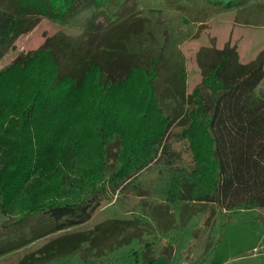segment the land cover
Listing matches in <instances>:
<instances>
[{"label":"trees","instance_id":"16d2710c","mask_svg":"<svg viewBox=\"0 0 264 264\" xmlns=\"http://www.w3.org/2000/svg\"><path fill=\"white\" fill-rule=\"evenodd\" d=\"M111 1L8 0L6 8L0 7V61L39 17L67 22ZM247 1L213 2L230 8ZM143 27L115 26L86 41L88 46L57 33L1 69L0 228L35 219L46 229L4 242L5 232H0V256L87 222L104 198L124 188L140 192L136 178L155 164L163 181L157 198L164 199L160 205L172 208L178 221L175 228L162 230L171 229L175 243L126 252L142 238V221L114 219L111 228L101 223L91 231L51 239L32 253L31 261L60 264L86 250L82 264L86 259H95L89 264H151L158 259L182 264L198 236L196 217L208 211L202 223L210 228L207 243L194 262L202 264L216 251L228 222L259 226L258 209L264 208V92L258 87L264 79V49L243 63L236 45L201 47V82L177 118L166 113L158 88L163 54L129 45ZM16 74L19 79L12 82ZM7 79L10 89L3 95ZM134 79L144 89L122 95L116 107L113 94ZM88 81H94L93 89L81 101ZM110 235L116 239L103 245Z\"/></svg>","mask_w":264,"mask_h":264},{"label":"rangeland","instance_id":"374dc122","mask_svg":"<svg viewBox=\"0 0 264 264\" xmlns=\"http://www.w3.org/2000/svg\"><path fill=\"white\" fill-rule=\"evenodd\" d=\"M213 1L112 0L101 10L91 9L67 22L54 21L41 16L36 26L30 32L22 34L16 40L14 47L1 59L0 71L9 66L20 53L37 49L48 36L65 33L79 45L88 46L86 41L97 34H106L115 26L126 27L142 23V27L144 26L142 32L132 35L129 45L133 49L148 48L153 49L154 53L163 54L164 66L158 88L166 113L178 118L190 102V94L202 79L197 61V53L201 47L223 48L226 43L236 45L240 61L243 63L254 59L264 49V0H248L242 5L230 8L216 5ZM7 3L8 0H0V7L6 8ZM140 19H143L142 22ZM10 79L15 82L19 78L16 74ZM134 80L136 81L131 80L126 84L123 92L113 94L116 107L121 103L122 95L128 96L132 91L144 89L139 79ZM9 82L10 80L7 79L2 84L1 94L8 95L6 93L10 89ZM93 84L94 81H88L81 97L79 96L82 98L81 101L87 100ZM258 89L259 92H264V79ZM122 108L119 116L123 114ZM177 130L176 128L175 131ZM176 147L181 149L183 143L178 142ZM185 156L186 160L191 159L189 153ZM136 181L143 188L140 192L133 187H127L104 198L87 222L37 238L26 246L8 252L0 257V264H44L41 261H31L35 259V256L31 255L37 253L51 239L64 233L91 231L101 223L111 228L114 219L138 218L142 221L141 230H144L142 238L135 240L131 246L127 247L126 252L142 253L148 249V246L154 249L175 243L172 230H169L171 234L168 233L169 231L162 230L175 228L177 224L173 223L178 221L174 220L177 215L172 208L170 212L164 205H160L164 203V199L157 198L156 190L163 183L159 166L152 165L150 169L142 172ZM155 202H157L156 205ZM205 213L196 217V222L200 224L198 236L193 240V246L188 253L183 256L182 259L186 260L182 264H194L205 250L210 232L209 226L202 224L209 212ZM155 217L158 222L157 220L154 222ZM257 217L259 226L243 222H228L216 251L202 264H264V208L258 209ZM7 224H10L9 221L6 222ZM4 229V227L0 228L1 233L5 232L2 242L16 237L23 238L25 235H36V232L43 231L46 227L35 219H31ZM115 239L116 235H110L103 238L101 243L109 245ZM126 252L123 251V254H127ZM86 254L85 250L81 255L71 259H62L60 264H82L84 262L82 256ZM86 260L89 261L86 264H89L95 259ZM151 264L168 263L165 259H158Z\"/></svg>","mask_w":264,"mask_h":264},{"label":"crops","instance_id":"0c3cea01","mask_svg":"<svg viewBox=\"0 0 264 264\" xmlns=\"http://www.w3.org/2000/svg\"><path fill=\"white\" fill-rule=\"evenodd\" d=\"M1 257V256H0Z\"/></svg>","mask_w":264,"mask_h":264}]
</instances>
